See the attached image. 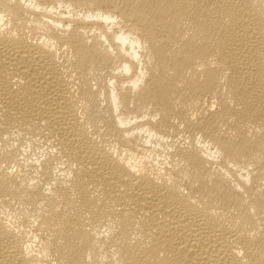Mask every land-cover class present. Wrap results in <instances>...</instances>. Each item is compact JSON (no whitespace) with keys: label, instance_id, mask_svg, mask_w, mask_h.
I'll list each match as a JSON object with an SVG mask.
<instances>
[{"label":"bare ground","instance_id":"1","mask_svg":"<svg viewBox=\"0 0 264 264\" xmlns=\"http://www.w3.org/2000/svg\"><path fill=\"white\" fill-rule=\"evenodd\" d=\"M0 264H264V0H0Z\"/></svg>","mask_w":264,"mask_h":264}]
</instances>
